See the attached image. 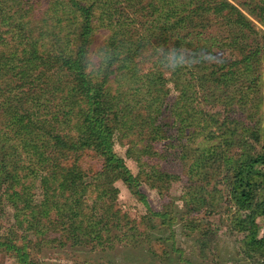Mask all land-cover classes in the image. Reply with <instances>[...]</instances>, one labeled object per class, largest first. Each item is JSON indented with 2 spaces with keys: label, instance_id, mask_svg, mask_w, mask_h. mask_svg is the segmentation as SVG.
Returning <instances> with one entry per match:
<instances>
[{
  "label": "trees",
  "instance_id": "16d2710c",
  "mask_svg": "<svg viewBox=\"0 0 264 264\" xmlns=\"http://www.w3.org/2000/svg\"><path fill=\"white\" fill-rule=\"evenodd\" d=\"M28 2L0 0V230L7 208L16 221L0 234V251L19 264H40L30 235L40 239L39 246L49 240L111 246L137 229L117 208L116 183L124 182L146 202L144 182L163 192L178 178L148 163V171L134 174L115 150L118 136L135 135L144 142L142 155L150 157L174 129L181 160L209 165L222 156L220 146L209 145L217 138L210 128L213 116L197 106L189 74L201 88H213L207 98L237 85L246 94L258 83L262 46L249 44L244 52L241 47L242 57L232 61L214 58V38L204 34L213 23L222 22L232 35L234 28L236 37L258 33L230 0H52L51 14L38 19ZM246 4L264 15V0ZM100 27L110 33L94 63L91 45ZM170 83L179 92L172 104ZM228 131L224 142L233 137V129ZM258 132L252 136L258 139ZM241 144L237 157L221 159L232 171L234 197L246 210L241 227L250 230L264 217V149ZM88 152L99 160L96 171L82 164ZM204 187L189 189L188 197L200 206L207 204ZM153 214L171 225L168 211ZM249 244L264 250V237Z\"/></svg>",
  "mask_w": 264,
  "mask_h": 264
},
{
  "label": "rangeland",
  "instance_id": "374dc122",
  "mask_svg": "<svg viewBox=\"0 0 264 264\" xmlns=\"http://www.w3.org/2000/svg\"><path fill=\"white\" fill-rule=\"evenodd\" d=\"M23 1H29L27 7L31 8V13L36 19L45 18L52 12L50 8L52 0ZM230 1L247 14L251 25L258 33L248 32L245 36L244 33L239 32L236 37L233 36L237 33L234 28L232 35L227 31L225 24L218 21L208 26L204 34L208 38H214L210 43L215 53L214 58H225L227 61L242 57L239 50L241 47L245 48L244 52L248 51L249 44L251 47L256 43L260 44L262 49L259 56V70L256 72L258 83L253 89H247L246 94H243L244 90L237 85L216 89L218 98L211 96L207 98L213 88L210 86L201 88L196 78L189 74L191 82L198 91L197 106L213 116L210 128L216 132L217 138L209 145L220 146L217 148L218 152L223 153L224 156L216 155L209 165H203L193 159L181 160L179 151L182 153L183 148L180 147L178 139H175L174 129H170L168 140L156 144L159 152L150 157L142 155L140 149L143 148L144 142L135 135L118 136L115 150L124 158L134 174L139 173L141 169L148 171L149 167L145 165L148 163L157 165L177 175L178 178L171 181L167 191L163 192L144 182L141 190L146 196V202L134 196L124 182L116 183L120 189L116 201L117 208L121 210L122 215L128 216L130 224L135 225L137 229L135 235L133 232H127L128 235L121 240L115 239L111 246L93 247L85 243L60 245L50 240L42 241L39 246L35 243L40 239L36 240V236L30 235L34 243H32L33 255L40 264H264V250L259 246L253 248L257 246L249 244L251 238L261 240L264 237V217L256 219L253 229L244 230L241 227L240 220L245 218L246 210L239 207L234 197L232 171L221 159L225 154L237 157L241 152V143L246 141L254 145L257 151L264 149V15L259 14V9L254 13L249 11L246 3L252 0ZM251 5V9H254L256 4L252 2ZM109 33L108 29L101 27L96 31L90 54L94 63L99 61L100 48ZM235 37L239 42L236 51L233 40ZM224 44L226 45L221 47ZM150 64L148 63L147 66ZM165 72L169 74L170 71L165 68ZM169 87L171 93L167 101L172 104L179 92L175 89V84L170 83ZM164 113L167 115V110ZM230 128L233 129V137L228 140L229 146H227L228 142H224L223 139L225 140V135L229 139ZM253 131H259L258 139L252 136ZM201 141L200 136L190 142L186 151L189 147H196ZM88 153L90 154L83 156L82 164L88 171H96L100 167L99 160L91 152ZM200 184L205 186L202 198L205 197L207 204L203 206L199 203L195 204L188 197L191 185L196 187ZM92 197H94L93 193ZM196 208L199 210H195ZM166 211L174 218L170 226L168 223L164 224L161 217L153 214V212ZM15 223L13 210L9 207L0 234ZM0 264H19V262L11 254L0 251Z\"/></svg>",
  "mask_w": 264,
  "mask_h": 264
}]
</instances>
